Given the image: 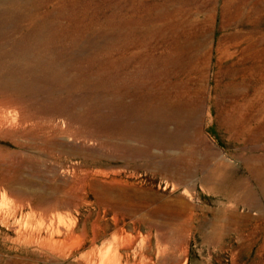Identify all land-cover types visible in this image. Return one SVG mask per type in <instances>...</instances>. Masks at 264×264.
I'll list each match as a JSON object with an SVG mask.
<instances>
[{"label":"rangeland","instance_id":"obj_1","mask_svg":"<svg viewBox=\"0 0 264 264\" xmlns=\"http://www.w3.org/2000/svg\"><path fill=\"white\" fill-rule=\"evenodd\" d=\"M263 68L264 0H0V264H264Z\"/></svg>","mask_w":264,"mask_h":264},{"label":"bare ground","instance_id":"obj_2","mask_svg":"<svg viewBox=\"0 0 264 264\" xmlns=\"http://www.w3.org/2000/svg\"><path fill=\"white\" fill-rule=\"evenodd\" d=\"M228 9V7H226ZM212 19V18H211ZM250 42V41H249ZM254 59V58H253ZM238 63V62H237ZM260 66V65H259ZM259 68V67H258ZM264 69V68H263ZM243 72V71H242ZM253 73V72H252Z\"/></svg>","mask_w":264,"mask_h":264}]
</instances>
